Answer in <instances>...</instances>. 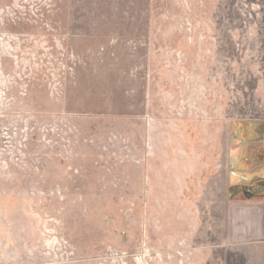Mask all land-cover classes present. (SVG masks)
I'll list each match as a JSON object with an SVG mask.
<instances>
[{
    "label": "rangeland",
    "instance_id": "374dc122",
    "mask_svg": "<svg viewBox=\"0 0 264 264\" xmlns=\"http://www.w3.org/2000/svg\"><path fill=\"white\" fill-rule=\"evenodd\" d=\"M249 184L264 0H0V264L243 261Z\"/></svg>",
    "mask_w": 264,
    "mask_h": 264
},
{
    "label": "crops",
    "instance_id": "0c3cea01",
    "mask_svg": "<svg viewBox=\"0 0 264 264\" xmlns=\"http://www.w3.org/2000/svg\"><path fill=\"white\" fill-rule=\"evenodd\" d=\"M251 185L246 186V195L249 196L246 199L250 200L256 212L252 214V220L243 225V237L237 241L243 247L238 252L244 253V259H236L235 262L232 258L227 259L225 264H264V184H254L252 188Z\"/></svg>",
    "mask_w": 264,
    "mask_h": 264
}]
</instances>
